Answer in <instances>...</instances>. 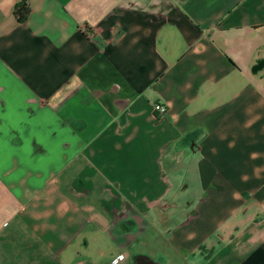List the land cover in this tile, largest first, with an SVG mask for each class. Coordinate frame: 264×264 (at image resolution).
Returning a JSON list of instances; mask_svg holds the SVG:
<instances>
[{"label": "crops", "instance_id": "1", "mask_svg": "<svg viewBox=\"0 0 264 264\" xmlns=\"http://www.w3.org/2000/svg\"><path fill=\"white\" fill-rule=\"evenodd\" d=\"M260 61L264 0H0V264H264Z\"/></svg>", "mask_w": 264, "mask_h": 264}, {"label": "trees", "instance_id": "2", "mask_svg": "<svg viewBox=\"0 0 264 264\" xmlns=\"http://www.w3.org/2000/svg\"><path fill=\"white\" fill-rule=\"evenodd\" d=\"M16 11H17V14L19 16V19L23 20V19H25L27 17V15H28L30 10H29V8L27 7V5L24 2H21L17 6V10ZM263 63H264V61H260L256 68L260 67Z\"/></svg>", "mask_w": 264, "mask_h": 264}, {"label": "built area", "instance_id": "3", "mask_svg": "<svg viewBox=\"0 0 264 264\" xmlns=\"http://www.w3.org/2000/svg\"><path fill=\"white\" fill-rule=\"evenodd\" d=\"M155 109L163 112V111L166 110V105L163 102H160V101L159 102H156L155 103ZM123 257H124V254H120L119 255V258H123Z\"/></svg>", "mask_w": 264, "mask_h": 264}]
</instances>
